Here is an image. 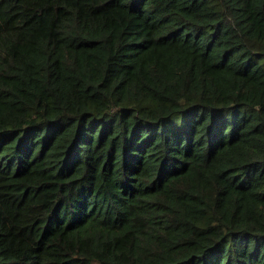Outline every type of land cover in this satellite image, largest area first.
<instances>
[{
    "label": "trees",
    "instance_id": "trees-1",
    "mask_svg": "<svg viewBox=\"0 0 264 264\" xmlns=\"http://www.w3.org/2000/svg\"><path fill=\"white\" fill-rule=\"evenodd\" d=\"M0 264H264V0H0Z\"/></svg>",
    "mask_w": 264,
    "mask_h": 264
}]
</instances>
